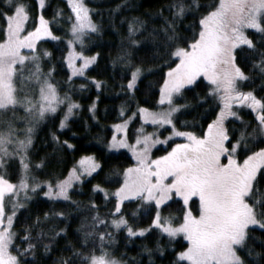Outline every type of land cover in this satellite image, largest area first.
I'll use <instances>...</instances> for the list:
<instances>
[{
	"label": "snow or ice",
	"instance_id": "1",
	"mask_svg": "<svg viewBox=\"0 0 264 264\" xmlns=\"http://www.w3.org/2000/svg\"><path fill=\"white\" fill-rule=\"evenodd\" d=\"M0 3L5 6L0 8V264H28L26 257L36 247L32 241L46 234H31L41 222L37 217L22 229L23 237L18 235L14 222L22 201H30V193L34 195L41 185L47 189L42 191L44 197L71 201L70 190L75 184L93 173L99 175L98 169L103 171L99 161L89 154L81 156L76 162L79 167L73 165L63 178L39 180L33 169L41 167L43 161L33 162L29 156L38 122L58 118V127L63 129L75 115L74 110L80 108L73 99V78L94 81L96 88L101 87L100 81L86 75L97 58L95 53L86 54V38L99 26L93 19L95 10L85 0H66L70 13L65 16L57 8L51 20L43 13L46 0H37L38 13L33 12L28 0ZM193 8L199 16L192 35L181 36L177 21L193 14ZM167 10L170 18L164 17V26L153 29L161 37L156 47L164 53L160 57L163 67L158 99L152 107L139 105L128 118H124L121 107V119L113 125L107 148H127L134 162L105 181L116 185L114 188L93 185V192H102L111 208L102 214L95 201L89 202L92 215L82 237L84 250L72 249L71 264H127L110 250L116 231L126 232L129 238L144 237L153 231L170 239L182 236L186 247L175 251V264H248L245 256L251 257L254 251L249 241L256 239L255 231H264V0H209L203 4L199 0H172ZM58 18L67 23L64 37L52 28ZM143 25L136 18L128 23L131 45L139 43L133 37ZM44 37L63 44L67 50L61 61L68 71L63 91L53 75L51 52L38 43ZM127 56L125 51L118 59L130 64ZM143 73L141 66L131 67L121 87L134 95ZM201 77L207 83L206 94L199 100L204 104L211 101L213 106L206 129L197 134L177 127L185 124L180 117L188 105L176 101L184 99ZM255 79L261 81L259 89ZM76 88L86 90L83 84ZM95 107L93 102L89 111ZM241 111L252 119L243 120ZM136 116L143 123L130 142L127 126ZM229 118L241 127L230 130L226 126ZM147 124L152 131L146 130ZM161 128L168 132L163 139ZM173 137L184 138V142L153 156L156 145L167 144ZM53 138L58 139L54 133ZM63 144L73 147L68 141ZM10 160L18 161L15 180L7 171L13 167ZM170 202L180 203L179 216L164 214ZM142 217L150 219L147 227L138 226ZM47 218L48 213H44ZM43 247L47 249L48 245ZM145 251L150 250L145 247ZM62 264H69V260Z\"/></svg>",
	"mask_w": 264,
	"mask_h": 264
},
{
	"label": "trees",
	"instance_id": "2",
	"mask_svg": "<svg viewBox=\"0 0 264 264\" xmlns=\"http://www.w3.org/2000/svg\"><path fill=\"white\" fill-rule=\"evenodd\" d=\"M85 2L95 10L93 19L99 26L97 32L91 34L90 38H86L88 49L86 54L95 53L97 57L86 75L100 81L101 87L96 88L94 81L73 78V99L78 101L80 108L74 111L75 115L69 118L67 126L63 129L58 127V118L41 121L34 132L29 156L33 162L43 161L41 167L34 168L33 172H39L44 178L64 177L77 159L86 154H94L103 171L98 169L99 175L94 173L80 185H76L74 190L70 191L71 201L52 200L36 194L18 210L14 226L20 237L24 236L22 229L32 225L37 217L41 222L38 229H33L31 234L33 237L36 236L37 231L46 234L42 239L32 241L36 247L34 252L26 257L28 264H62V261L66 259L71 264L72 249H81L83 233L91 222L92 213L89 202L95 201L102 214L111 208V204L106 202L102 192H93V185L101 184L104 188H114L116 185L105 183V181L117 176L122 169L134 162L127 151H111L106 148L113 132L111 125L121 118L122 106L130 113L142 104L152 107L158 99L160 69L163 67L160 57L164 53L162 49L156 47V41L161 37L157 36L153 29L159 30L164 26V17L170 18L167 6L172 0H85ZM186 2L190 3L191 0ZM199 2L203 4L208 3L209 0H199ZM28 3L33 5L34 13L40 11L35 7L37 0H28ZM4 7L0 3V8ZM57 8L62 9L65 16L70 13L66 0H46L43 10L45 17L51 20ZM192 11L193 14L187 15L182 21H177V31L181 36L192 35L193 26L199 16L195 8ZM133 18L144 22L141 31L133 37L139 41L136 45H131L128 36V23ZM52 28L56 35L64 37L67 23L65 19L58 18V22L53 24ZM253 39L255 40L256 37ZM38 43L40 47L51 52V66L55 69L53 75L56 81L61 82V91L65 90L63 82L67 80L68 71L61 63L62 56L67 51L65 46L52 41L51 38L43 39ZM125 51L128 53L127 59L131 62L130 64L125 63L123 58L118 59ZM137 65L144 69V73L138 80V90L134 92V95H129L127 89L122 88L121 85L126 84L131 67ZM206 83L207 81L203 78H198L197 84L191 86V91L184 94L185 98L176 101L188 105L185 114L180 117L185 124H177L178 128L186 127L187 130L200 134L206 129L207 122L211 119L210 111L213 106L211 101L204 104L199 100V97H204L206 94L204 87ZM81 84L86 86V90L81 91L76 88ZM254 85L259 89L260 79H255ZM93 102L96 107L90 112L89 105ZM239 115L245 121L252 119V116L245 114L244 111H241ZM139 123L137 116L129 128L132 136ZM226 126L231 129L241 127L240 123L232 118H229ZM53 133L58 139L53 138ZM63 141H68L73 147L68 148ZM166 149L157 148L154 153L160 154ZM9 164L13 165L7 169L9 173H12L9 178L15 180V169H18V163L10 161ZM108 199L111 200V197ZM178 199L174 198L177 201ZM73 201L76 203L73 204ZM163 211L164 214L180 215L181 205L170 202L169 207ZM56 212H63L65 215L57 217L54 215ZM44 213H48L47 219H44ZM149 224L150 219L142 217L138 226L147 227ZM61 228L64 232H59ZM107 230L113 231L112 228ZM113 234L115 242L110 250L117 258L127 261V264H175V251L186 247L183 237L170 239L167 235H159L155 231L151 234L145 233L144 237L129 238L124 231H116ZM254 236L256 239L249 241V245L254 250L253 255L245 256V258L248 264H264V231L257 230ZM157 243L162 251L157 248ZM44 244L48 245L47 249L43 247ZM145 247L150 251H145ZM150 256L151 259H149ZM76 264H79V261Z\"/></svg>",
	"mask_w": 264,
	"mask_h": 264
},
{
	"label": "rangeland",
	"instance_id": "3",
	"mask_svg": "<svg viewBox=\"0 0 264 264\" xmlns=\"http://www.w3.org/2000/svg\"><path fill=\"white\" fill-rule=\"evenodd\" d=\"M36 22H38V18H37V21ZM32 22L31 21H29V24H31ZM46 38H49V37H44V38H42V40L43 39H46ZM90 55V54H89ZM91 66V65H90ZM89 66V67H90ZM202 78V77H201ZM75 111V110H74ZM126 111V110H125ZM130 114H131V112L130 113H128L127 111L125 112V116H124V118H128L129 116H130ZM21 115H23V113H21ZM137 117V116H136ZM139 118V117H138ZM120 119L121 118H119V120L118 121H116V122H114L112 125H111V127H112V131L114 132V128H113V125L114 124H116V123H118L119 121H120ZM135 120V117H132L131 118V120H130V122H129V124H128V126H127V131H126V134H127V137H128V139H129V141L131 142L132 141V139H133V137H134V133H133V136L130 134V131H129V128H131V123H132V121H134ZM140 120V119H139ZM41 122V121H40ZM40 122H38L36 125H35V128H34V132L36 131V128H37V126H38V124L40 123ZM141 123H143L141 120H140V123H139V125L136 127V128H138V127H140V124ZM227 123H228V121H226V125H227ZM145 127H146V130L147 131H152L153 129H152V126L150 125V124H147V125H145ZM165 127H168V126H165ZM135 128V129H136ZM229 129L231 130V127H229ZM239 129V128H238ZM160 131H161V133H162V135H161V139H163L165 136H167L168 135V132L167 131H165L163 128H161L160 129ZM33 132V137H34V133ZM113 132H112V134H113ZM197 133V132H196ZM112 134H111V136H112ZM197 134H200V133H197ZM116 135L119 137L120 135H121V133H116ZM111 138V137H110ZM109 138V139H110ZM109 141V140H108ZM181 142H184V138H180V137H173V138H171L170 140H169V142L167 143V144H158V145H156L154 148H153V150H152V154H153V156H158V155H163L164 154V152L165 151H167V150H170V147H171V145L172 144H174V143H181ZM106 148H107V144H106ZM157 148H167L164 152H161L160 154H156V153H154L155 152V150L157 149ZM108 149V148H107ZM109 150H111V151H120V150H125V151H127L128 153H130L131 154V152L127 149V148H119V149H109ZM86 155H89V154H86ZM91 155H93L94 157H95V159L98 161V159L96 158V156L94 155V154H91ZM80 158V157H79ZM79 158L77 159V161L79 160ZM134 160V159H133ZM11 161V160H10ZM9 161V162H10ZM76 161V162H77ZM74 163L73 165H76L77 167H79L78 165H77V163ZM17 163H18V161H17ZM73 165L71 166V167H73ZM94 174V173H93ZM92 174V175H93ZM33 175H35L39 180H47V179H49V178H44V177H41L40 176V174H39V172H33ZM67 175V174H66ZM88 177H90V176H86V177H84L83 178V180H85L86 178H88ZM63 178V177H62ZM82 180V181H83ZM81 183V182H80ZM80 183H77V184H75L74 185V187L76 186V185H80ZM45 190H47L45 187H44V185H41V188H39V189H37L36 190V192H35V194L34 195H36V194H40V195H42V191H45ZM71 191V190H70ZM30 195H31V198L32 197H34V195H32L31 193H30ZM43 196V195H42ZM46 198H48V197H46ZM50 199V198H49ZM60 200H62V199H60ZM28 201H22V203H23V206L27 203ZM20 209V208H19ZM18 209V210H19ZM18 212V211H17ZM17 214V213H16ZM174 215H176V214H174ZM176 216H179V215H176ZM180 237H182V236H180ZM119 259V258H118Z\"/></svg>",
	"mask_w": 264,
	"mask_h": 264
}]
</instances>
